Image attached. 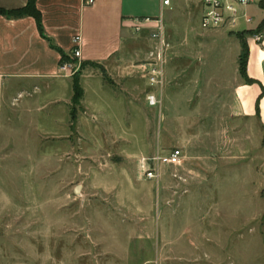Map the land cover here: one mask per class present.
<instances>
[{"label": "rangeland", "instance_id": "rangeland-1", "mask_svg": "<svg viewBox=\"0 0 264 264\" xmlns=\"http://www.w3.org/2000/svg\"><path fill=\"white\" fill-rule=\"evenodd\" d=\"M220 40L194 48L164 35L158 84L148 79L155 43L133 41L129 50L137 55L126 61L136 95L131 105L112 73L82 70L79 59L72 82L78 71L80 79H102L91 80L95 90L78 105L26 114L20 102L29 96L5 89L0 264H264V122L238 114L229 64L203 59L218 53ZM205 60L213 62L208 73ZM43 92H36L40 103L74 97L70 88ZM261 92L259 84L250 86L246 102L256 105ZM151 94L155 106L147 103ZM55 109L68 115L56 127L49 121ZM122 114L131 120L121 122ZM176 148L179 166L161 165L155 180L143 177V158Z\"/></svg>", "mask_w": 264, "mask_h": 264}, {"label": "crops", "instance_id": "crops-1", "mask_svg": "<svg viewBox=\"0 0 264 264\" xmlns=\"http://www.w3.org/2000/svg\"><path fill=\"white\" fill-rule=\"evenodd\" d=\"M84 1L37 0L36 6L42 14L45 32L53 43L65 53L70 54L74 45V37L80 36V61L102 65L104 72L99 68H92L101 71L104 75L106 70L108 73H112L116 86H122L118 90L123 92L119 93L125 95L124 91H127L125 97L129 100L128 105H131V99L136 97V95L135 97L132 96V93H135L132 77L126 67V61H130L132 57L137 55V53L135 55L131 54L130 45L133 41L141 42L144 39L149 42V32L151 30L150 25V28L147 26L140 33L135 32L133 28L134 21L144 18H156L161 15L164 35L168 39L176 36V38L187 43L190 42L194 48H200V45L204 46V41L215 42L216 38L221 39L218 43V53L214 51L202 54L203 59L209 57L211 59L216 57L217 59L218 57L217 64L222 65L221 67H225L226 63L229 64L230 81L233 82L232 87L238 114L244 117H257L263 124L264 26L262 22L264 21V9L260 6L259 0L246 6L237 5L236 19L232 25L226 22L220 28L208 30L201 28L202 7L198 0H169L168 6H162L161 0H94V4L90 6H86ZM27 3L28 0H0V7L12 10L22 8ZM246 19H250V21H246ZM260 27L262 28L257 33ZM239 36L243 38L248 48L246 75L253 81L251 84L246 83L239 74L241 51ZM225 53H229L228 55L231 57L223 62L222 59ZM60 59V53L51 48L48 41L41 37L36 20L33 17L7 19L0 16V104L4 101L7 105L9 104L8 95L5 93V89H7V91L15 90L19 97L29 96L28 105L20 102L21 105L28 107L22 108L26 114L40 113L44 111L42 107L46 105H57L58 107L62 103L66 106L72 105V92L70 101L67 100L66 102L63 98L54 97L40 103L36 98V92L40 93L41 90L42 92L43 90L47 92L53 90L65 91L67 88L74 90V82L60 69ZM201 63L206 65L208 73V69L211 68L213 62L209 63L205 60ZM165 70L169 71L167 64L164 66V74ZM80 77L79 83L83 90V97H86L88 92L95 90L91 80L102 79L99 73H94L93 77L84 73L82 79ZM83 80H87L86 88L82 83ZM255 84H259L262 88L258 116L256 115L255 105L246 102L248 90L250 86L255 87ZM100 87L105 96V91H108V88L103 80ZM29 89L33 90L32 93L28 92ZM120 94L117 96L116 93H113L115 101L118 100ZM104 96L102 100L106 103V96ZM10 97L11 105H14L17 98H14L12 94H10ZM80 102H83V100L81 99ZM65 105L62 106L66 107ZM97 108L99 114L102 113L106 116L104 107L100 108L97 105ZM49 115L53 116L49 118V121L56 123L53 125L54 127L57 126V123L68 120V115L64 118L59 117L56 109L50 111ZM130 120V117L122 114L121 122ZM127 128L130 129L131 127ZM158 176L160 178L159 170Z\"/></svg>", "mask_w": 264, "mask_h": 264}, {"label": "built area", "instance_id": "built-area-1", "mask_svg": "<svg viewBox=\"0 0 264 264\" xmlns=\"http://www.w3.org/2000/svg\"><path fill=\"white\" fill-rule=\"evenodd\" d=\"M202 7L201 16V28L217 29L222 27L226 22L232 25L236 19L237 15V5L246 6L249 3H253L256 0H198ZM84 4L90 6L94 4V0H85ZM162 6H168L169 0H161ZM250 21V19H246ZM151 25V28H150ZM150 28L149 39L155 43L154 54V67L148 69V74L152 84H158L162 78V65L164 49L166 45L164 44V26L161 15L156 18H144L140 20H135L133 28L135 32L140 33L145 28ZM258 40V38L256 37ZM73 48L70 53L71 59L81 58V38L80 36H75L73 39ZM73 62H65L60 65L61 71H64L68 76L72 75L73 72ZM147 103L149 106H155L157 104V99L154 95H148ZM182 160V153L179 149H172L166 154L156 153L154 156L143 158L141 161V170L143 177L146 180H155L158 177V169L161 165L163 166H175L179 165Z\"/></svg>", "mask_w": 264, "mask_h": 264}, {"label": "trees", "instance_id": "trees-1", "mask_svg": "<svg viewBox=\"0 0 264 264\" xmlns=\"http://www.w3.org/2000/svg\"><path fill=\"white\" fill-rule=\"evenodd\" d=\"M36 2H37V0H28V3H27L26 6H24L22 8H18V9H12V10H7V9H4V8L0 7V16H3L5 18H7V19H19V18H24V17H33L36 20L37 27H38V30H39V33H40L41 37L44 38L46 41H48V43L51 46V48L57 50L60 53V55H61L60 65L65 63V62H69V61L70 62L77 61V59H71L70 58V54H67L63 50L58 48L53 43L52 39L50 37H48V35L46 34L45 29H44L42 14L38 10V8L36 6ZM260 6L264 9V0H260ZM262 25L264 26V21L262 22ZM261 28L262 27H260L258 29L257 33L259 32V30ZM241 44H242V53L239 56V74H240V76L243 78V80L246 83L251 84V83H253V81L251 79H249L247 77V75H246L248 48H247V45H246L245 41L243 40V38L241 39ZM87 66H91V67H94V68H99L102 72H104L103 66L98 64V63H94V62H82L81 63L82 70L85 69ZM80 75H81L80 71H78L74 75V83H73L74 97H73V103L75 105L80 104V101H81V99L83 97V90H82V88L80 86V83H79ZM259 99H260V96L258 97V99L256 101V105H255V111H256V115L257 116L259 114V107H258Z\"/></svg>", "mask_w": 264, "mask_h": 264}]
</instances>
